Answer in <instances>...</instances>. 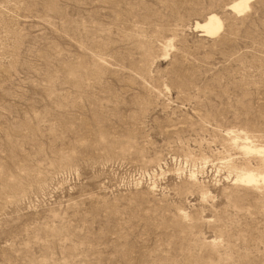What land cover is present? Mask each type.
Wrapping results in <instances>:
<instances>
[{
    "label": "rangeland",
    "instance_id": "374dc122",
    "mask_svg": "<svg viewBox=\"0 0 264 264\" xmlns=\"http://www.w3.org/2000/svg\"><path fill=\"white\" fill-rule=\"evenodd\" d=\"M232 2L0 0V264H264L223 163L264 148V0Z\"/></svg>",
    "mask_w": 264,
    "mask_h": 264
},
{
    "label": "bare ground",
    "instance_id": "6f19581e",
    "mask_svg": "<svg viewBox=\"0 0 264 264\" xmlns=\"http://www.w3.org/2000/svg\"><path fill=\"white\" fill-rule=\"evenodd\" d=\"M250 0H233L232 4H231V7L232 9L237 12V13H240L246 9H248L250 7V4H249ZM222 19L220 20V17L214 13H211L209 14L205 19H203L201 22H195V28L196 29H201V31H203L205 34L207 35H215L219 32V30L223 27L222 26ZM167 43V42H166ZM170 43V42H169ZM164 45H167L165 44V42L163 43ZM163 47V46H162ZM167 47V46H166ZM163 49V48H162ZM165 50V49H164ZM229 132V131H228ZM231 132V131H230ZM230 132H229V135L227 136L228 137V140L229 141H232L235 145H241V147L239 148V150L241 149L243 151L244 154H249V153H253L254 155L256 154V156L258 157V165H255L257 167L255 168H252L251 167V162L248 163V165L250 167H241V168H238L235 164H233L231 161L229 160H226L224 161L223 163H226L225 165H227V167L230 169V171L232 172H235V175H236V181L237 182H242V183H245L247 185H251L252 187H258L259 186V182H260V185H261V182L264 183V148L263 147H259L258 145H256V143L254 144L253 143V140H251L248 135H246L244 132H239V133H233L232 135H230ZM233 132V130H232ZM236 132V131H235ZM225 136V134H224ZM227 141V139H225ZM224 140V141H225ZM223 141V139H222ZM241 141V142H239ZM256 141V140H255ZM228 142V141H227ZM225 142V143H227ZM257 142V141H256ZM230 143V142H229ZM228 143V144H229ZM223 144V142H222ZM231 145V144H230ZM226 146L228 147L229 145L226 144ZM224 145V148L226 147ZM230 147V146H229ZM234 149V148H233ZM227 150V149H226ZM218 152V151H217ZM223 152V151H222ZM189 153V152H187ZM220 153V152H219ZM218 153V154H219ZM227 153V152H226ZM221 154V153H220ZM224 154V153H223ZM228 154V153H227ZM188 155V154H186ZM185 155V156H186ZM190 155L192 156V154L190 153ZM222 155V154H221ZM229 155V154H228ZM225 156V155H224ZM223 157V155H222ZM228 157V156H227ZM188 158V157H187ZM221 158V157H220ZM191 160V157L188 158ZM195 159V158H194ZM223 160L225 158H222ZM246 159V158H245ZM187 160V159H186ZM233 160V159H232ZM257 160V159H256ZM195 161V160H194ZM207 162V161H206ZM206 162H203L206 163ZM234 162V161H233ZM185 163H189V162H185ZM191 163V162H190ZM189 163V164H190ZM195 163V162H194ZM247 163V162H246ZM188 164V165H189ZM196 164V163H195ZM251 164V165H250ZM186 165V166H188ZM191 165V164H190ZM222 165V163H221ZM195 166V165H194ZM190 167V166H188ZM223 167V166H222ZM225 167V166H224ZM246 167V168H245ZM254 167V166H253ZM197 169V168H196ZM201 169V168H200ZM188 170V169H187ZM195 170V169H194ZM193 169H190L189 170V175L188 173H185L188 175V178L189 180H196L198 178H196V172L194 171ZM226 170V169H225ZM198 171V170H196ZM200 171V170H199ZM227 171V170H226ZM200 173V172H198ZM232 174V173H231ZM185 176V175H184ZM187 180V179H186ZM192 181V182H193ZM191 182V183H192ZM196 183V181H195ZM246 185V186H247ZM187 186V185H186ZM262 187V185H261ZM187 188V187H186ZM198 189V188H197ZM203 192V191H202ZM204 193V192H203ZM207 193V192H205ZM202 194V195H205Z\"/></svg>",
    "mask_w": 264,
    "mask_h": 264
}]
</instances>
